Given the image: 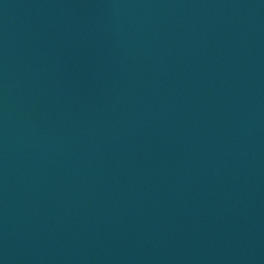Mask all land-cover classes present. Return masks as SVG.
<instances>
[{"label":"water","instance_id":"obj_1","mask_svg":"<svg viewBox=\"0 0 264 264\" xmlns=\"http://www.w3.org/2000/svg\"><path fill=\"white\" fill-rule=\"evenodd\" d=\"M0 264H264V0H0Z\"/></svg>","mask_w":264,"mask_h":264}]
</instances>
